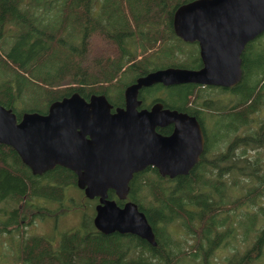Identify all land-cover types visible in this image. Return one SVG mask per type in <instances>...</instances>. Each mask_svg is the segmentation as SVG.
<instances>
[{
    "label": "trees",
    "instance_id": "obj_1",
    "mask_svg": "<svg viewBox=\"0 0 264 264\" xmlns=\"http://www.w3.org/2000/svg\"><path fill=\"white\" fill-rule=\"evenodd\" d=\"M189 1L0 0V105L18 120L25 112L45 114L73 93L84 100L103 95L119 108L123 89L139 76L198 69L196 44L183 43L171 28L173 11ZM240 60L241 80L232 88L156 84L139 92L141 107L158 102L194 116L206 138L203 157L186 176L162 178L147 168L132 176L125 201L107 193L119 207L136 205L155 247L129 234L98 233L96 201L83 196L71 171L33 176L0 144V237H17L14 264H216L215 253L238 235L247 245L225 264H264V32L245 45ZM23 102L31 109L21 114ZM37 201L56 210L74 202L79 226L56 241L27 235L21 221L45 212Z\"/></svg>",
    "mask_w": 264,
    "mask_h": 264
},
{
    "label": "water",
    "instance_id": "obj_2",
    "mask_svg": "<svg viewBox=\"0 0 264 264\" xmlns=\"http://www.w3.org/2000/svg\"><path fill=\"white\" fill-rule=\"evenodd\" d=\"M173 35L197 46L196 70L166 67L138 77L123 91V107L113 109L103 95L84 100L73 93L49 105L47 113L27 112L18 120L0 105V144L13 149L33 176L62 167L76 176L87 200L96 201L93 228L102 235H133L155 247L153 232L130 201L121 207L132 176L152 167L162 178L185 176L203 149L194 117L155 103L140 108L141 89L159 84L232 88L241 80L240 56L264 32V0H191L171 15ZM172 126L162 136L155 128Z\"/></svg>",
    "mask_w": 264,
    "mask_h": 264
},
{
    "label": "rangeland",
    "instance_id": "obj_3",
    "mask_svg": "<svg viewBox=\"0 0 264 264\" xmlns=\"http://www.w3.org/2000/svg\"><path fill=\"white\" fill-rule=\"evenodd\" d=\"M75 41L76 39H74L72 42ZM179 59L182 60L183 58H179ZM24 102L26 104H33V102L29 100H25ZM24 102L19 103L20 105L17 110L18 113L22 114V112L31 109L27 107L24 104ZM35 108L37 110L42 111L46 108V104L36 105ZM208 130L211 132L210 126L208 127ZM72 194L74 196V193ZM40 202L42 204H40ZM71 203L75 205L74 202ZM37 204L38 205L40 204V206L42 207L41 209L45 211L43 213L46 214L43 213L38 214L37 212H34V213H30L29 215H26L25 220L21 223L25 225L27 235L37 234V235L48 236L56 241L57 235L60 232L67 231L79 226L80 214L78 213V211H76L78 208L74 207L73 204L71 205L68 204V207L66 208L63 207L62 209L60 207H57L58 211L62 210L64 213H66V215L63 213L57 214L55 218L53 217V215L57 210L54 206L50 205L49 203L44 204V201H37ZM56 218H57V223L55 226L54 219ZM241 238L242 237L238 235L237 240H235L231 245H229V247L217 251L215 255L212 257L213 262L215 261L216 264H225V261L228 259L231 252L233 251L242 252L244 247L247 245L248 240L242 242ZM184 247L186 246L184 245ZM184 247L182 249H184ZM16 248H17V237L14 236L12 238L7 239V235L2 234V236L0 237V264H14V252L16 251Z\"/></svg>",
    "mask_w": 264,
    "mask_h": 264
},
{
    "label": "flooded vegetation",
    "instance_id": "obj_4",
    "mask_svg": "<svg viewBox=\"0 0 264 264\" xmlns=\"http://www.w3.org/2000/svg\"><path fill=\"white\" fill-rule=\"evenodd\" d=\"M197 47V46H196ZM197 55H198V53H197ZM199 59V58H198ZM200 62V61H199ZM139 77H141V76H139ZM138 78V77H137ZM137 78H135L130 84H132ZM130 84H128V85H130ZM127 85V86H128ZM126 88V87H125ZM124 88V89H125ZM150 88V87H149ZM124 89H123V91H124ZM144 89H146V88H144ZM143 89H141L140 91H142ZM122 97H123V92H122ZM88 99V98H87ZM86 99V100H87ZM138 100H139V93H138ZM140 101V100H139ZM141 102V101H140ZM155 103H158V102H154V103H152V101L150 102V103H148L147 105H146V107H141V105H140V108H142V109H149L150 108V106H152L153 104H155ZM122 107H123V102H122ZM122 107H119V108H122ZM163 108V107H162ZM113 109H115V108H113ZM47 113V112H46ZM45 113V114H46ZM180 113H184V112H180ZM45 114H41V115H45ZM186 114V113H185ZM186 115H188V114H186ZM188 116H191V117H194V116H192V115H188ZM195 118V117H194ZM195 120H196V118H195ZM197 121V120H196ZM197 123L199 124V126H200V128H201V131H202V133H203V138H204V143H203V149H202V152H201V154H200V156H199V158H198V161L200 160V158L201 157H203V155H204V150H205V136H204V132H203V129H202V127H201V125H200V123L197 121ZM167 128H170V132H171V130H172V126L171 125H169V126H165V127H161V128H155V132L157 133V134H159V135H162V136H167V135H169L170 134V132L167 134V135H164V130L165 129H167ZM198 161H197V163H198ZM196 163V164H197ZM195 164V165H196ZM194 165V166H195ZM193 166V167H194ZM58 167V166H57ZM56 168V167H55ZM54 168V169H55ZM147 168H152V167H146L145 169H147ZM145 169H143L142 171H144ZM152 169H154V168H152ZM155 170V169H154ZM52 171V170H51ZM141 171V172H142ZM156 171V170H155ZM191 171V170H190ZM189 171V172H190ZM49 172V171H48ZM188 172V173H189ZM47 173V172H46ZM139 173V172H138ZM157 173V172H156ZM45 174V173H44ZM44 174H42V175H44ZM137 174V173H136ZM41 176V175H40ZM186 176V175H185ZM179 177V176H178ZM176 178V177H175ZM174 179V178H173ZM128 191H129V187H128ZM125 201V200H124ZM127 202V201H126ZM125 203V202H124ZM123 203V204H124ZM122 204V205H123ZM21 222H23V221H21Z\"/></svg>",
    "mask_w": 264,
    "mask_h": 264
}]
</instances>
